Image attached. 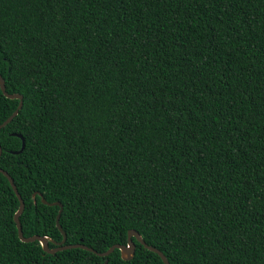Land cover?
Returning a JSON list of instances; mask_svg holds the SVG:
<instances>
[{"label":"trees","instance_id":"1","mask_svg":"<svg viewBox=\"0 0 264 264\" xmlns=\"http://www.w3.org/2000/svg\"><path fill=\"white\" fill-rule=\"evenodd\" d=\"M0 74L25 237L62 240L59 201L65 244L264 264V0H0ZM18 206L0 172V264H165L135 237L48 253Z\"/></svg>","mask_w":264,"mask_h":264},{"label":"water","instance_id":"2","mask_svg":"<svg viewBox=\"0 0 264 264\" xmlns=\"http://www.w3.org/2000/svg\"><path fill=\"white\" fill-rule=\"evenodd\" d=\"M0 89L6 97H8L10 99H19V102H18L16 109L2 123H0V128H1V127L5 126L7 123H9L14 118V116L17 115L19 109L22 107L23 99H22V95L19 93L7 92L6 87H5V81H4L1 74H0ZM13 134L21 137V139H22V144H21L20 149L12 151L13 153H19L24 148L25 141H24V138L20 134H17V133H13ZM0 154H1V146H0ZM0 172L7 177L8 181H9V183H10V185H11L13 191L15 192V194L18 198V201H19V206L13 215V219H14V222H15L16 227H17L18 237L21 241L32 242V241L37 240L41 244L43 250L48 252V253H55L56 251H60L63 249H68V248H73V247H82V248H85L87 250L93 251L94 253H96L99 256H107L110 253H112L114 251V249L117 248L120 250V254H121V257L123 259H130L133 257L134 252H135V242L132 240V237H135V239L137 241H139L144 247H146L147 249L157 253L160 256L161 260L165 264H170L168 259L166 258V256L163 254L162 251H160L159 249H157L156 247H154L152 245L147 244L145 242V240L142 238V236L139 234V232L134 230V229H129L126 244H113L107 250L102 251V252H98L97 250L93 249L92 247L86 246V245L81 244V243L65 244L66 235H65V232L62 230V228L59 224V218H60V214L62 211V204L59 201H55V202H52L50 204H56L59 206V211L56 215V225L63 235L62 240L60 242H57L55 247L50 248L48 245L49 238L47 236L32 235L29 237H25L23 235L22 226H21V223L19 221V216L24 210V201L21 198V195L19 194V192L17 190V187L13 181V178L9 175V173L2 168H0ZM42 201L44 203H48L43 198H42ZM102 264H107V260H104V262Z\"/></svg>","mask_w":264,"mask_h":264}]
</instances>
